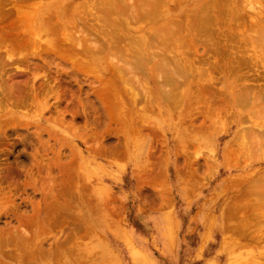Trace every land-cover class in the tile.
<instances>
[{"label": "rangeland", "instance_id": "1", "mask_svg": "<svg viewBox=\"0 0 264 264\" xmlns=\"http://www.w3.org/2000/svg\"><path fill=\"white\" fill-rule=\"evenodd\" d=\"M178 1L191 7L198 0ZM236 17L248 15L242 12ZM244 44L247 53L258 47L256 42ZM24 53L28 62L9 65L4 56L0 65V88L15 83L13 96L21 95L16 99L36 96L23 99L21 106H12L16 99L11 96L12 102L5 105L0 94V132L8 133L6 138L0 135V167L19 164L36 174L29 154L37 151L45 163L68 161L72 195L67 196L69 206L53 211L47 220L45 217L44 228L24 229L18 224L19 215L30 216L53 195L43 192L40 183L26 173L14 177L21 183L20 189L9 191L11 187L5 183L4 193L12 203L0 213V264H17V256L23 264H132L133 252L115 236L116 228L130 238L139 264H264V235L260 232L264 222L255 217L246 230L251 237L240 236L243 244L234 249L240 259L222 249L225 238L233 240L237 226L246 225L241 214L232 218L226 214H234L233 206L257 210L260 205L255 195L241 198L238 191L224 188L228 177L246 176L247 182H252L264 174V147L260 148L263 156L251 159L245 154L252 148L235 143L233 149L241 156L233 159L231 166L223 162L225 147L233 143L236 132L261 130V122L255 123L245 114L250 110L220 109L216 118L204 117V107L196 106L178 109L168 119L165 112L155 110L146 111L148 116L140 122L123 116L115 124L98 98L103 73L76 72L67 60L71 57ZM97 58L107 62L109 55ZM86 59L91 60V56ZM252 60L241 67L242 73L249 71L255 78L259 71L257 81L264 85L260 66L264 61ZM44 77L53 89L57 87L60 102L56 93L48 98L39 94ZM214 78L216 89L221 91L225 75L216 73ZM221 97L229 99L224 93ZM239 112L243 113L241 123L235 122ZM182 115L191 116V122L183 124ZM135 126L142 139H137ZM114 147L117 154L109 152ZM135 156L139 161L133 160ZM57 174V170L52 171L53 184ZM44 182L47 187L49 179ZM25 183L34 185L25 187ZM3 204L0 197V209ZM162 215H168L166 223L160 220ZM135 225L141 227V235L133 238ZM10 233L26 234V241L3 244L2 240L11 238ZM65 238L68 242L52 252L54 242ZM36 247L39 251L34 252Z\"/></svg>", "mask_w": 264, "mask_h": 264}, {"label": "bare ground", "instance_id": "2", "mask_svg": "<svg viewBox=\"0 0 264 264\" xmlns=\"http://www.w3.org/2000/svg\"><path fill=\"white\" fill-rule=\"evenodd\" d=\"M191 5H180L178 0H0V65L4 56L9 65L28 62L24 52L29 51L34 56L71 57L67 60L71 61L76 72L103 73L98 98L107 115L110 114V122L115 124L123 116L140 122L148 116L146 111L155 110L165 112L167 119L178 109L192 110L196 106L204 107V117L216 115V118L220 109L239 107L250 110L245 114L255 123L261 122V130L236 132L233 143L230 145L229 142L225 147L223 162L231 166L233 159L241 156V152L233 149L235 143L241 148H252L253 151L245 154L248 158L261 157L260 148L264 147V85L257 81L259 71L255 78H251V73H242L241 67L248 66L252 57L264 61V0H198ZM242 8L248 17H236L238 13L242 14ZM230 30L232 33L227 34ZM247 42H256L258 47H252V52L247 53L244 44ZM88 55L91 60L86 59ZM98 55H109V58L106 62L97 58ZM260 66L264 70V65ZM216 73L225 75L221 91L215 87ZM15 86L14 83L0 88L5 105L12 102L11 96L13 100L17 98L15 96H21L18 93L13 96ZM55 89L44 77L38 92L47 98L56 93L55 99L60 102L61 96ZM223 93L228 100L221 97ZM35 97L24 96L11 104L21 106L23 99ZM191 116L182 115L181 122H191ZM242 118L243 113L239 112L235 122L241 123ZM134 131L137 139H142L139 127L135 126ZM1 134L3 138L8 136L6 131ZM109 152L117 154L118 148H111ZM29 155L32 165L37 168L36 174L19 164L8 163L0 167V197L4 203L0 213L7 210L5 206L12 201L4 193V184L12 188L9 191L20 189L21 183H16L14 177L26 173L53 198L45 201L43 206L40 204L30 216L19 215L17 221L24 229L44 228L45 217L47 220L53 211L69 206L67 196L72 195L69 191L73 178L68 161L58 165L43 162V155L39 156L38 151ZM133 160L137 162L139 157L135 156ZM54 170H57L58 179L53 184L51 175ZM44 179H49L47 187L43 186L47 183ZM34 183H25L24 186H33ZM224 188L238 191L241 198L255 195L260 202L257 210L233 206L234 214H226L228 218L241 214L246 220V225H239L234 230L236 237L233 240L226 237L222 247L224 252L240 259L234 254V249L243 244L239 237H244L243 234L251 237L246 230L254 217L258 222H264L261 212L264 211L261 208L264 206V174L252 182H247L246 176L228 177ZM167 218L168 215H162L160 220L166 223ZM260 232L264 235V224L260 226ZM131 233L133 238L140 237L141 227L135 225ZM10 235L11 238L2 240L3 244L25 242L27 237L22 233ZM115 236L133 252L132 264H139L130 238L118 228ZM67 239L55 241L51 251L59 249ZM35 251L39 248L36 247ZM15 260L17 264H23L19 256Z\"/></svg>", "mask_w": 264, "mask_h": 264}]
</instances>
